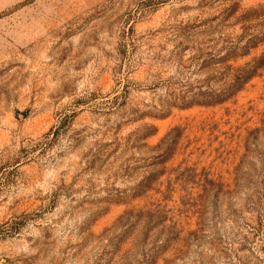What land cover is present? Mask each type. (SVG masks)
Listing matches in <instances>:
<instances>
[{
	"label": "rangeland",
	"instance_id": "1",
	"mask_svg": "<svg viewBox=\"0 0 264 264\" xmlns=\"http://www.w3.org/2000/svg\"><path fill=\"white\" fill-rule=\"evenodd\" d=\"M0 264H264V0H0Z\"/></svg>",
	"mask_w": 264,
	"mask_h": 264
},
{
	"label": "trees",
	"instance_id": "2",
	"mask_svg": "<svg viewBox=\"0 0 264 264\" xmlns=\"http://www.w3.org/2000/svg\"><path fill=\"white\" fill-rule=\"evenodd\" d=\"M246 47H248L249 48V46H246ZM247 49V48H246ZM258 69H256V71H257ZM255 73V72H254ZM252 75L253 74H251V72L250 71H248V72H246L245 74H243V76H242V78H241V80H242V82L244 83V82H247L251 77H252Z\"/></svg>",
	"mask_w": 264,
	"mask_h": 264
}]
</instances>
